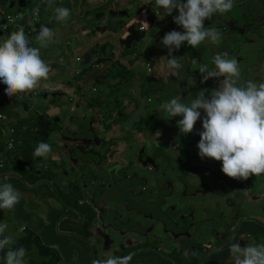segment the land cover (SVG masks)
Returning <instances> with one entry per match:
<instances>
[{
  "label": "flooded vegetation",
  "instance_id": "1",
  "mask_svg": "<svg viewBox=\"0 0 264 264\" xmlns=\"http://www.w3.org/2000/svg\"><path fill=\"white\" fill-rule=\"evenodd\" d=\"M119 5L121 14L119 19L124 24L130 20V14H133L139 5L147 9L142 15L133 16L131 21V25H136L140 20L146 26V32H139L138 27H135L134 30L138 34L136 38H140V41L145 39L144 51L137 53L136 56V69L139 74L141 73V78L144 79L140 92L146 94L147 102L164 101L173 95L181 96L182 99L190 97L194 93L195 85L196 59L193 51L184 53L180 61L182 64L180 69H169L167 67L168 49L161 44L163 36L173 27L172 15H167L162 11L153 15L151 13V0H120ZM106 8V13H102L104 18L108 15L110 7ZM214 15L216 18V14ZM223 22L236 26L238 31L251 30L254 41L264 44V0H237L233 9L226 13ZM70 26L72 27L73 24L71 23ZM70 40L73 41V51L79 54L83 53L78 35L73 36ZM68 45L69 41L63 37L57 39L53 51L44 48V55L51 61V67L53 68L49 78L54 88L49 89L46 87L45 80L40 83L43 87L42 91H40L41 88H37L29 95L34 105L40 107L42 104L43 106L47 104L42 103V95L44 99H47L48 95L50 96L49 107L56 111V114L51 117L54 123L60 117L57 101L62 99L66 93H71L74 88H78L82 83H85L87 79L81 75L80 65L83 56L80 55L75 57L74 65L67 77L60 73L65 70L66 54L63 48H67ZM175 53L176 51L173 55ZM239 58L242 60L243 55H240ZM125 60L126 54L124 53V57L120 61L125 63ZM146 66L149 70L146 69ZM91 87L92 85L88 86V96L93 99L100 92L99 89L92 91ZM49 90L51 91L48 93ZM115 95L116 91L111 89L107 99ZM112 115L116 116V114ZM111 116L104 114L96 126L99 132V138L96 139V142L100 143V138H105L110 147L108 150L109 163L95 164L96 177L85 182L87 184L92 183L96 189L94 231L97 239L102 236H104L103 239L106 236L112 238V231L115 230L112 228L110 221L106 223L105 219L112 212H116L119 214V222H131V228L133 227V229L137 227L135 221L139 225L142 223L148 225L144 235L136 233L137 237H134L140 242V250L135 254L141 257L150 256L162 262L161 264H170L164 262L163 257L175 256L187 261L195 256L197 249H200V256L205 253L207 259L203 262L196 259L194 264H220V257L226 250L232 238V233L236 234L240 223L245 220L246 200L244 193L241 190H235L223 179L225 211L218 206H216V209L206 206L201 214L204 216L207 225L203 230L197 229L198 216L193 208L195 203L189 199L182 202V199L199 193L206 194L210 189L216 193L215 183L217 177L214 175L211 166L208 164H195L190 160L193 154L189 157L188 151L186 155L180 153L176 147L180 138L179 133L174 134L172 138L167 137L172 142L173 146L171 148L183 158L182 161L174 165L180 167L182 173L188 176L190 183H192V179L196 178H202V183L194 184L196 186L192 189L186 180L182 178L183 191L177 197V206L171 205L165 209L164 201L169 188L164 190L160 183L161 176L158 175L160 167L149 154V151H146L152 149L154 145L160 149L166 147L165 153L172 156L170 148L160 142L165 135L161 134L163 138L157 136L158 129H150V133L146 135H144L146 132L144 131L139 136L136 134L138 131H134L131 135L138 136L137 141L133 144L135 153H125L127 151L126 146L122 149L121 145L125 143V138L129 134L123 136L121 132L116 133L114 127L119 121L113 119L114 123L109 124L108 121ZM133 121H135V118L129 119L130 123ZM160 126L162 125L159 124ZM137 145L142 149L139 152H136ZM124 157L133 161L124 162ZM54 160L56 162L58 159ZM81 201L83 202L81 209L85 205L90 206V200L81 198ZM182 203H189V205L184 207ZM75 204H78V200L75 201ZM120 207L123 209L122 213L117 210ZM228 210L232 212V216L226 213ZM156 212L158 213L157 216L154 215ZM136 213H139L142 217L137 216ZM126 216L129 219H126ZM168 233H172V236H169ZM203 237L206 240L205 245L201 244ZM95 241L98 242L96 238H94ZM245 241L247 240H240L239 245L244 244ZM179 264H186V262H179Z\"/></svg>",
  "mask_w": 264,
  "mask_h": 264
},
{
  "label": "clouds",
  "instance_id": "2",
  "mask_svg": "<svg viewBox=\"0 0 264 264\" xmlns=\"http://www.w3.org/2000/svg\"><path fill=\"white\" fill-rule=\"evenodd\" d=\"M62 1L57 8L42 6L39 21H31L27 16L33 5L31 3L28 11L19 13L20 19L17 22L6 30L0 29L7 32L6 35L0 37V39L7 37L0 43V124L4 126V135L6 128H9L7 124L4 125V122L8 123V118L4 113L7 105L4 102L10 100L15 102L22 99V96H28L29 100L32 101L29 97L33 92L32 90L38 88L42 80H47L53 69L51 61L44 55V48L54 42V28L56 26L59 28L66 25L70 26L71 23L75 24L74 19L67 22L72 9L63 5ZM119 1H117L118 4ZM51 2L52 0H49V3ZM78 3L75 7L76 18ZM84 3L89 6L86 0H82L83 7H87L84 6ZM235 3L234 0H151V13L152 11L155 12V14L152 13L153 15L158 14L159 11L172 15L173 27L166 32L161 40V44L168 49L167 67L169 69L182 67L180 57L174 56L173 53L179 50L184 42H187L192 48L200 45L205 39L214 44L218 43L221 33L215 28H206L204 21L210 19L214 13L230 12ZM146 10L144 7L143 13ZM33 11L38 13L39 7L37 6ZM114 11L119 12V10ZM0 12L17 14L8 12L6 9H0ZM175 12L178 15L174 16ZM42 15L50 17V20L44 22ZM52 16H54L53 19ZM133 16L136 15L130 14V20L125 24L123 23L125 27L131 26ZM25 27L26 29H23ZM135 27H138L139 32H146L145 23L142 21ZM32 34L33 37H31ZM144 40L140 41L141 46L137 53L143 52L141 48L145 49ZM72 42L70 40L69 45ZM70 47L73 51V47L71 45ZM205 50L209 53L206 61L204 54H198L196 53L198 50H192L196 65L199 67L196 69L195 66L196 88L194 85V93L186 99L173 95L169 101L162 102L160 108L169 117H182L178 121V125L180 132L184 134L192 132L196 121L201 118V115H204L202 118L203 130L198 133L200 136L197 144L198 155L201 159L207 157L221 161V171L224 173V177L226 175L230 178L243 179L244 184V180L250 176L264 174V81L249 80L243 86H238L239 68L244 69L241 64L243 59L235 58L233 53L216 48ZM198 59H201L202 62H199ZM237 60H240L239 67ZM146 69L149 70L148 66ZM83 74L84 71L81 69V75ZM138 78L141 79L139 73ZM91 89L92 91L99 89L100 94L93 99L90 98L92 101L98 102L99 107L102 105V99L107 100L106 96L109 92L103 93L101 83L93 84ZM46 106L49 105H44L45 110H47ZM44 109L42 110L45 111ZM103 115L104 113L100 118ZM158 135L159 133H157ZM7 136V138L4 137V145L9 148L13 138H16L15 131L12 135ZM51 136L54 137L55 135L52 134ZM51 151L52 146L50 144L38 143L32 153L35 157V164L50 166L47 164L52 163V161L47 158ZM12 152L14 150L8 152L7 149L6 153L12 154ZM56 162L53 163L54 166ZM64 193L68 194V192ZM81 198L76 199L78 200L76 205L78 208L81 207L79 205ZM20 199L21 194L11 183H0V209L12 210ZM7 229L8 224L6 222L0 223V251H4V258H0V264H29L26 249L24 247L16 248L15 239L6 234ZM21 233L19 231V234ZM168 235L172 236V233H168ZM243 235L248 234H241L239 241L246 239L242 237ZM250 235L251 238L246 239L244 244H247L245 246L241 247L238 243H232L229 246L234 264H264V244L249 243L254 240V236ZM109 250L103 249L102 251L108 252ZM132 256V253L122 256L109 254L105 260H93L92 264H131Z\"/></svg>",
  "mask_w": 264,
  "mask_h": 264
},
{
  "label": "rangeland",
  "instance_id": "3",
  "mask_svg": "<svg viewBox=\"0 0 264 264\" xmlns=\"http://www.w3.org/2000/svg\"><path fill=\"white\" fill-rule=\"evenodd\" d=\"M237 1V0H234ZM108 6V5H106ZM7 7V5H6ZM4 10L3 8H0ZM216 14V18L215 15ZM210 19H206L204 21V26L206 28H215L217 31L221 33V38L218 43H212L211 41H203L200 45H198L195 48H192L190 45L187 44V42H184L179 50L176 51L175 55L176 57H180V61L182 60V56L184 53L191 51V50H198L196 53L198 54H204V60L206 61L207 58L209 57V53L205 49H210V48H216L220 50H224L226 52H230L234 54L235 58H238L240 55H243V60L241 62L242 67L244 69L239 68L240 70V76L237 80V85L238 86H243L247 81L252 80L254 82L256 81H264V49L262 51V48H264V44H260L258 41H254V35L253 32L249 29L243 30V31H238L237 27L231 26L230 24H226L223 22V19L226 15V13H214ZM178 15L177 12L174 13V16ZM54 16H52L53 19ZM111 21V16L108 18L107 22L110 23ZM51 22V21H50ZM49 22V23H50ZM103 22V21H102ZM67 47V46H66ZM98 49V46L96 47ZM109 46H105L106 50H109ZM65 54H66V59L67 63L69 64L70 69L74 65V59L77 55L83 56L84 53H75L74 51L68 49V48H63ZM98 57H103L104 59H99V63L105 62L106 64L112 60L113 58H116L112 54H107V53H102L100 55H97ZM255 58H256V63H255ZM238 61V67L240 60ZM128 62V59H127ZM70 69H66L64 71H61V74L68 75L70 73ZM197 80V79H196ZM46 87L49 89H53L54 87L51 84V80L48 77L46 80ZM97 87V86H96ZM42 91V85L40 84L38 86V89ZM196 88V85H195ZM117 94L115 96H112L111 98L107 99L108 101V116L112 115L111 110L115 107V102L116 101H124V107L122 113L119 115V117L124 118L122 121H119L118 124H115V128L119 125L121 126V133L123 136H126V134H129L127 136L126 141L124 144L121 145L122 149L124 146H126L127 151L125 153H135L134 146L133 144L137 141V136L131 135L133 134L134 131H138L136 134L139 136L141 135L144 131V135L150 133V129H158L157 131L159 132L160 138H163L161 134H164L165 137L162 139V142L165 146L170 148L172 156L168 155L165 153L166 147H163V149H160L158 146H153L152 149H147L146 151H149V154L156 160L158 163V166L160 167V171L158 172L159 177L161 176L160 183L162 184L164 190L168 189V195L166 197L165 202V209L167 206H177V197L181 195L183 191V186H182V178L186 180V182L189 184L190 188L194 189L196 185L194 184H201L202 183V178H196L192 179L190 181L188 180V176L184 175L178 165H174L175 163H178L183 160L181 158L180 154H178L176 151H174L171 147L172 142L170 141L169 138H172L174 134L179 133V125L178 121L182 119L180 116L176 117H169L161 108V101L162 100H155L151 102H147V97L146 94L140 91H130L128 89L124 88H118ZM197 90H199L197 88ZM125 91H128V94H124ZM131 96V98H130ZM28 98V96H22V99ZM143 98V102L141 103V99ZM67 99L70 100H76L77 102H84L88 101L89 98L87 97V92L84 87L80 86L77 89H74L73 93H68ZM49 100L50 96H47V99L43 98L42 95V103H47L49 105ZM66 104H63V113H62V120L64 122L63 125H60V121L56 122L55 125H53L52 122L49 120L50 116V109L49 106L47 110L43 111L44 106L42 104L41 108L38 106L34 105V103L31 101V107L33 109H39L42 113V115H46L47 113V119L49 120V124L54 126L53 130L49 133L47 137V143L52 146V151L48 155V160L53 162L54 159H58L60 161L61 168L63 170V175L61 177H56L52 180L47 181L46 183L50 185L56 194V196L61 199L63 198L65 190L68 189V182L67 178L69 177L68 172H65L66 167L71 166V162H69V155H68V148L67 147H62V145L59 146V138L60 134L63 131V129L66 130H77L79 126H81L82 122H76L75 124L71 123L68 121L67 116L69 114H74L72 111V102L70 100H66ZM169 99H166V101H169ZM139 102L140 105L139 107H136V103ZM204 116V115H203ZM203 116L201 115V118H199L196 123L194 124L192 133L194 135V143L192 144L191 147L188 149V154L192 155L190 160H192L195 164H218V172H221V167H222V162L221 161H216L211 158H203L201 159L200 156L198 155V148L197 144L199 142L200 136L199 132L202 131V118ZM126 118H135V121L129 122ZM30 121H33L31 119ZM84 123H86V126L84 128V131L88 132L89 131V118L86 115L84 118ZM109 124L114 123L113 119H109L108 121ZM159 124L162 126L159 127ZM148 130V131H147ZM55 133V136L51 139L52 142H50V136ZM31 140V134L29 135L27 141ZM2 138L0 137V143L2 142ZM24 150L27 148L26 142H24ZM142 150L139 148V146H136V152H139ZM74 152V157H78V155L81 153V151L78 150H73ZM100 153V161L99 164H108L107 162L103 161L101 159V155L103 153V149L99 150ZM9 158V163L12 165L14 163V156L20 157V152L14 151L12 154H8ZM32 162H34V159H31ZM131 162L133 161L132 159L128 160L125 159L124 157V162ZM35 163V162H34ZM125 164V163H124ZM67 165V166H65ZM91 165V164H88ZM95 164L93 166V172L91 178L96 177L97 175V170L95 169ZM187 168V167H186ZM76 174V170H72V175ZM68 176V177H67ZM71 176V175H70ZM21 177H27V174L21 175ZM67 177V178H66ZM228 177V176H227ZM226 175L224 177L225 182L233 187L235 190H241L243 186V179H238V178H227ZM257 179L263 178L264 174H260L258 176H255ZM72 181V180H70ZM46 188L44 184L38 183L35 185V189L37 192H41ZM243 191V190H242ZM244 192V191H243ZM202 195H197V196H191L186 199H182V202H185V200L189 199L191 201H196L199 202L200 199L202 198ZM246 198V204H245V210H246V223L245 226L242 228L243 233L251 232L253 235H259L261 234L260 230V219L263 217L264 218V200L257 201L255 203L252 202V200L245 194ZM189 203H182V206L187 207ZM75 206V205H74ZM194 210L197 212V216L201 215V218H198L202 222H204V216L200 213V207L197 205H193ZM120 213L123 212V209L120 207L117 209ZM259 211L258 215V221L256 223L255 229H252V225L254 223H251L249 219L256 215V212ZM137 216L142 217L139 213H136ZM155 216L158 215V213H154ZM69 214L66 216H63L62 219L59 221L64 222L68 220ZM126 219H129L128 216H126ZM110 221L112 228L115 231H112V238L114 243L113 246L110 248H118L122 246L127 253H132L134 255L135 252L140 250V242L136 239H134L135 233H140L141 235H144L147 231L148 225L146 224H141L137 221L136 225L137 227L133 229L131 228L132 224L131 222H119V214L116 212H112L106 219L105 222L107 223ZM58 222V223H59ZM69 227L71 230H77L80 229V225L76 224H69ZM92 228V227H91ZM198 229V228H197ZM21 234H18L15 236L14 239L21 238ZM121 238V239H120ZM37 239L40 241L38 244V248H33L30 250V258L33 260L34 263L36 264H43L47 263L52 256L58 257L62 263L61 264H77L75 262L76 259H66L64 261V256L68 254V249L66 245H68L67 239L63 238L61 235L57 236L53 239L50 240H45V243L51 245V249H49L45 243L42 241L41 237L37 234ZM74 242H76V239L72 238ZM93 235L90 236V243L91 245L94 246L96 249H102L103 244L98 243L95 241V244L93 243ZM201 244L205 245L206 240L204 237L201 240ZM14 245V244H13ZM107 247V246H106ZM49 252L50 256H44L40 252ZM200 249H197V253L195 254L194 257H191L186 261V264H194L196 259H199L200 261H205L207 259V255L204 253L202 256H200ZM177 261L182 263L183 260L182 258H176ZM228 264H233L231 261L228 262Z\"/></svg>",
  "mask_w": 264,
  "mask_h": 264
},
{
  "label": "crops",
  "instance_id": "4",
  "mask_svg": "<svg viewBox=\"0 0 264 264\" xmlns=\"http://www.w3.org/2000/svg\"><path fill=\"white\" fill-rule=\"evenodd\" d=\"M89 1L91 0H86V2H89ZM36 2L37 0H30V1L0 0V8H3L4 10L6 9V11L8 12L21 13V12L28 11L30 4L31 3L35 4ZM77 3H78V0H63L62 1L63 5H67L68 7L72 9V13L70 17L68 18L67 22L74 19L75 24L72 27L69 25H66L61 28L56 26L54 28V42L51 43L48 47H46L49 50L53 51L54 44L57 41V39L64 37L70 42V38L77 35L76 28L79 23V20L75 17V14L77 12L75 11V7ZM84 6H87V4L84 3ZM110 8H112L113 10H119L120 6L117 2H112L110 5ZM106 9H107L106 7H100L94 13H106ZM42 19L44 22H48L50 20V17L42 15ZM26 27L23 29H26ZM12 29H18V28H12ZM6 33L7 32H3L2 30H0V37H2V35H6ZM31 37H33V34L31 35ZM67 48L71 50L70 45H68ZM198 61L202 62L201 59H198ZM198 68H199L198 65H196V69ZM197 75L199 76V73ZM43 81L45 80H42L40 83H42ZM36 89L32 91H35ZM4 104L7 105L4 111V113L6 114L8 118L7 126L15 131V135L17 139H20V140L23 139L24 141H26L27 143L26 151H29L30 146L36 141V138L38 136L37 134L45 135L46 138L48 137L50 133L48 129L54 127L49 124V120L50 122L53 123V125H55L51 117L56 114V111L50 109L49 120L47 119V129L44 134L37 132L36 129H33L32 131L24 132L26 124L33 125L39 121L43 122L41 118V115H42L41 111L39 109L33 110L31 108V101L29 100V98L19 99L15 102L11 100L5 101ZM78 106L79 108H81L82 104H79ZM101 111L102 113H106L108 111V108L103 107ZM46 116H48L47 113H46ZM31 119H33V121H30ZM30 134H31V140L27 141ZM0 137L3 140L0 143L1 145V144H4L5 142L4 126L2 124H0ZM49 138H50V141L52 142L51 139L53 138V136H50ZM109 158L110 156L108 155V151H107L106 155L103 157V160L109 163ZM17 162L18 161L14 160V163L10 165V167L8 168L9 170L8 176H12V178L8 179L7 183H11L14 186V188L18 190L19 193L21 194V199L19 200L20 203L16 206L15 210L11 213L9 212V210L0 209V223L6 222L8 224V229L6 231V234L12 236V238H15V236L19 234V231H21L22 237L17 238L15 240L17 242H22V244L26 248L31 250L35 247H29L26 244V238H29L31 241L35 242V239L37 238V234L40 235L41 233L42 241L45 243V240H50L54 238L52 236V232L58 233L60 235H68L72 232L80 230L81 228L77 230L70 229L69 224L70 223L76 224V223L70 220L69 218L68 220L64 222H61V223L59 222L63 216H66L69 214V216L77 217V213L79 212V210L72 208V206L69 203H67L68 194L64 193L65 196L61 199H59L56 196L54 191L52 193L48 192L45 195L46 191L49 190L50 186L44 183H46L49 180H52L55 177L56 169L54 168V166H52L53 163L50 162L47 164L50 166L36 165L35 163H33L34 168L31 171V173L27 174V177H21L20 174L17 172V165H18ZM208 165L211 166L213 172L215 173L214 175L217 177V181L215 183L217 191L216 193H214L210 189L209 191H207L206 194L199 193L203 197L200 199L199 202L193 201L195 205L200 207V211L198 212L200 214L202 213V210L206 206H210L212 207V209H216V206H218L222 208V210L224 209L225 211V208H224L225 192L223 191L224 173L222 171L218 172L217 164H208ZM45 167L47 168L45 169ZM90 179L85 180L84 183L88 182ZM244 181L245 182L241 188V191L242 190L244 191V192L242 191L244 195L246 194L252 200L253 203H255L256 200L257 201L264 200V177L257 179L255 176H250L247 180H244ZM0 183H3V181L0 180ZM38 183L44 184L46 186V188L40 193L37 192L35 189V185ZM88 184H91V183H88ZM226 213L232 216L231 211L228 210L226 211ZM258 213L259 211L256 212V215L252 216L249 219L251 223H254L252 225V229H255L256 227V223L258 221V215H257ZM22 216H24L25 222L22 225H18V219ZM198 218H201V215H199ZM246 221L247 219H246V210H245V220L240 223L237 233L236 234L232 233V238L229 241V244L226 250L224 251L223 255L220 257V264H228L229 261H231L234 264V259L230 253L229 246L232 243L239 244V236L241 234H252L251 232H247V233L242 232V228L246 227L245 226ZM206 225L207 224L205 223V221L202 222L201 220L198 219V229L199 230H203V228ZM260 230L262 232L261 234L259 235L252 234L254 236V240H252L249 243L264 244V218L263 217L260 219ZM29 232H31V234ZM236 235L238 238L235 240ZM135 237H137V235ZM246 244L240 245V246L243 247ZM112 246L113 244L111 245V247ZM50 247L52 246L50 245ZM66 247L68 249V254L66 256H68L70 253V247L68 245H66ZM40 253L46 257L49 255V252H46V251H43ZM104 254H107V255L113 254L114 256H122V255L130 254V253L125 252L124 248L120 246L118 248H110V250L106 253H104V251H100L99 257L103 256ZM145 257L152 261L155 260L154 258L150 256H145ZM0 258H4V251H0ZM183 262H186V261H183ZM28 263L36 264L30 260ZM50 264H59V263L55 262V263H50ZM131 264H144V263L142 259L140 258V256L134 253V255L132 256ZM151 264H160V263H151Z\"/></svg>",
  "mask_w": 264,
  "mask_h": 264
},
{
  "label": "water",
  "instance_id": "5",
  "mask_svg": "<svg viewBox=\"0 0 264 264\" xmlns=\"http://www.w3.org/2000/svg\"><path fill=\"white\" fill-rule=\"evenodd\" d=\"M112 1L117 2L119 0H94L88 2L89 6L87 7H83L82 0H79L77 6V18L79 19L77 32L84 53L80 68L82 71H84V78H87L86 82L82 83L80 86L85 88L87 97L89 99L88 86L93 84L101 83L102 91L104 94H106L110 89L116 90L118 88H124L130 91H141L142 83L144 81L142 78H138V72L136 70L135 58L137 55L136 53L138 50H140L139 47L141 46V42L140 38H136L138 34L134 31L135 25L125 27L123 22L118 19V17L121 15L120 12L114 11L112 8L109 9L106 18H104L102 13H94V11L100 7H110V3ZM143 11L144 6L139 5L134 14L138 16L142 14ZM152 13L155 14L154 11H152ZM110 16L111 21L108 23L107 20ZM139 24L140 21L137 23V25ZM70 45L73 47L72 43ZM97 46L98 49L96 48ZM105 46H109V50H106ZM141 51H144V48H141ZM102 53L112 54L116 58H113L107 64L105 62L99 63V59L104 58L98 57L97 55ZM124 53L126 54L125 63L120 61L124 57ZM64 68L65 70L70 69L67 59L64 61ZM67 76L68 75H66V77ZM73 91L71 93H73ZM47 92L49 93L50 91ZM128 93V91L124 92V94ZM67 95L68 93H66L62 99L57 101L59 105L57 109L60 112V117L56 122L60 121V125L64 124L61 118L64 111L63 104L67 103V101L64 99L70 100L67 99ZM70 101L72 102V111L74 114H69L67 116L68 121L73 124L76 122H82V124L77 130L63 129L60 134L59 146L62 145V147L68 148L69 162H71V166L66 167L65 169V172H68L69 174V177H66V180L69 184L68 189L65 190V192L69 191L71 185H77L79 186V190H81L82 193H87L92 190L93 184L88 185L85 184L84 181L91 178L94 164H99V150L103 149V153L101 155V159L103 160V157L110 149L106 139L100 138V143L96 142V139L99 137V132L96 129V125L98 124L100 116L102 115L100 110L103 105L98 107V102L92 101L91 99L89 102H77L75 100ZM142 102L143 101H141V103ZM79 104H82L81 108H79ZM139 105L140 103L138 102V107ZM46 108H48V106H46ZM86 115L89 118L90 124L88 132L84 131L86 126V123H84V118ZM74 149L81 151L78 157H74ZM59 164L60 161L58 160L54 166L56 169L54 178L57 176L61 177L64 173L61 165ZM73 169L76 170L75 175H72ZM90 206L93 210H95L93 196L90 199ZM136 235L137 234L135 233L134 237ZM113 243L114 241L109 236H106L104 239V244L107 247H104V250H109Z\"/></svg>",
  "mask_w": 264,
  "mask_h": 264
},
{
  "label": "trees",
  "instance_id": "6",
  "mask_svg": "<svg viewBox=\"0 0 264 264\" xmlns=\"http://www.w3.org/2000/svg\"><path fill=\"white\" fill-rule=\"evenodd\" d=\"M6 38L0 39V43H2L3 40ZM206 41H210V40H206ZM141 101H143V100L141 99ZM165 101L166 100H164L162 102H165ZM101 104L103 105V107L108 108V105H107L108 101L103 100ZM123 107H124V101L123 100L116 101L115 107L111 110L112 114H116V116L112 115L111 119H114L115 121H122L124 118L119 117L118 115L122 113ZM136 107H138V102L136 103ZM104 114H108V111ZM41 118H42L43 122L39 121L33 125L26 124L24 132H28V131H32L33 129H36L37 132L44 134L46 129H47V117L45 115H41ZM126 119L129 121L130 118H126ZM52 129L53 128H49L48 131L50 132V131H52ZM115 131H116V133H120L122 131L121 126L118 125L115 128ZM37 135L38 136L36 138V141L30 146L29 151H26L27 148H26V150H24L25 146L23 143V141H24L23 139L20 140L17 138H13V141L11 143V148L14 151L20 152V157H19V155L14 156V159L16 161H18L17 162L18 163L17 172L20 174V176L23 174H30L31 171L33 170V168H34L33 163L34 162H32L31 159L33 158L35 161V157L32 155V153H33L35 147L38 145V143H40V142H46L47 143V141H46L47 138L45 135H40V134H37ZM178 135L180 138L177 141L176 147L178 148V150L180 151L181 154L186 155L189 147H191L192 144L194 143V135L192 132L184 134V133H181L180 131H179ZM137 138H138V136H137ZM24 142H26V141H24ZM7 149H8L7 145H4V144L0 145V155H2V158H3L2 162L0 164V173L2 174V176L0 177V180L3 181V183L8 182V179L12 178V176H8L9 178H7V180H3V175H8V173H9L8 168L10 167L9 158H8L9 155H6ZM189 157H191V155ZM44 184L48 185L47 183H44ZM48 192H51V193L53 192V189L51 186H50L49 190L46 191L45 195ZM95 195H96V189L94 186H92V190L87 192V193H82L81 190H79V186H77V185H71L69 188L68 196H67V203H69L72 206V208L79 210V212L77 213V217L69 216V219L74 221L77 225H81L82 227L80 230L72 232L68 235H61L63 238L67 239L68 246L70 247L69 255L68 256L63 255L64 261H66V259H71V260L76 259L75 262L77 264H92L93 260H105L106 259L107 254H104L103 256L99 257V252L102 251L104 249V247H106V246L104 244V239H105V238L103 239L104 236L97 239V237L95 235L96 232L94 231L93 226L95 224L96 211L93 210L91 208V206L85 205V207L83 209H81V208H78L75 204L76 199L79 197H82L85 200H90L92 196L95 199ZM19 203H20V201L15 205L14 209L9 210V212L10 213L13 212ZM94 204H95V201H94ZM24 222H25L24 216H22L18 219V225H22V224H24ZM29 233L31 234V232H29ZM91 235H93V237L96 238V240L98 242H102V244H103L102 249H97V248L95 249L94 246L91 245V243L89 241ZM39 236L42 239L41 233ZM52 236L55 238L57 236H60V234L52 232ZM72 238L76 239V242H74ZM237 238L238 237L236 235L235 240ZM15 243H16V248L24 247L26 249V255H27L26 257L30 261L33 262V260L30 258V250L28 248H26L22 244V242H17L15 240ZM39 243H40V241L37 238L35 239V242L31 241L29 238H26V244L29 247L38 248ZM93 243L95 244L94 239H93ZM45 245L49 249H51L49 244L45 243ZM104 253H106V252H104ZM48 256H50V253ZM140 258L142 259L144 264H151V263H160L161 264L162 263V262L157 261V260H153V261L149 260L145 256H142V257L140 256ZM176 258H178V257H175V256L163 257L164 262H166V263H170V264H176L177 263V264H179V261H177ZM55 262H57L59 264L62 263V261L58 257L52 256L47 263H43V264H50V263H55Z\"/></svg>",
  "mask_w": 264,
  "mask_h": 264
},
{
  "label": "built area",
  "instance_id": "7",
  "mask_svg": "<svg viewBox=\"0 0 264 264\" xmlns=\"http://www.w3.org/2000/svg\"><path fill=\"white\" fill-rule=\"evenodd\" d=\"M30 1V0H27ZM61 3V0H52L51 3H49V0H38L35 4L32 5V7L30 8L29 12L27 13V16L29 18V20L31 21H39L40 18V13H41V7L45 6V7H49V6H53L54 8H57L58 5ZM39 7V12L36 13L33 11L34 8ZM20 19V15L19 13L17 14H8V13H4V12H0V29H8L11 25H13L15 22H17ZM7 122H4V125L6 126ZM14 133V131L12 129L6 128V133L4 135L5 138H7V135H12ZM13 149L11 148V145L8 148V152H11ZM6 155H8L6 153ZM2 155H0V164L2 162ZM46 169V168H45ZM2 176V174L0 173V177ZM5 177L8 178V175H3V179L5 180ZM79 205H82V202H79ZM242 237H245L246 239H250L251 235H243Z\"/></svg>",
  "mask_w": 264,
  "mask_h": 264
},
{
  "label": "bare ground",
  "instance_id": "8",
  "mask_svg": "<svg viewBox=\"0 0 264 264\" xmlns=\"http://www.w3.org/2000/svg\"><path fill=\"white\" fill-rule=\"evenodd\" d=\"M264 47V46H263ZM264 48H262V51H263Z\"/></svg>",
  "mask_w": 264,
  "mask_h": 264
}]
</instances>
